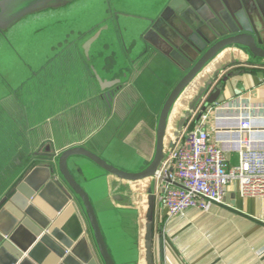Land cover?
<instances>
[{"label": "crops", "instance_id": "0c3cea01", "mask_svg": "<svg viewBox=\"0 0 264 264\" xmlns=\"http://www.w3.org/2000/svg\"><path fill=\"white\" fill-rule=\"evenodd\" d=\"M166 1L108 0L102 16L78 17L67 27L51 25L43 14L37 17L42 25L18 26L7 38L0 36V193L23 170L69 147L84 146L128 172L151 162L160 109L185 74L168 60H153V51L139 54L145 20ZM99 29L88 59L82 44ZM231 58L227 53L212 67ZM93 70L106 81L120 80L109 90L114 92L109 101ZM209 90L207 96L215 91L223 99L204 124L211 141L236 137L239 115L251 116L253 123L244 136L264 140V63H229ZM186 105L176 103L171 123ZM202 106L200 102L179 136L196 123ZM220 145L230 163H236L235 144ZM68 167L90 197L113 261L148 264L140 224L148 182L122 181L80 156L71 158ZM153 191V264H264V196H241L234 181L221 203L168 219L154 184Z\"/></svg>", "mask_w": 264, "mask_h": 264}, {"label": "water", "instance_id": "95a60500", "mask_svg": "<svg viewBox=\"0 0 264 264\" xmlns=\"http://www.w3.org/2000/svg\"><path fill=\"white\" fill-rule=\"evenodd\" d=\"M97 1L0 0V36L7 38L18 26L42 25L37 17L43 14L49 16L51 25L62 23L68 27L75 18L94 14L95 11L86 13L85 9ZM104 2L107 11L109 2ZM145 21L147 24L137 42L139 54H152L153 60L159 57L186 67L160 109L151 162L140 171L128 172L84 146H75L20 172L0 193V264H117L105 243L87 191L68 167L69 160L75 156L84 157L122 181L148 182L147 207L142 210L140 224L144 258L153 264L155 172L198 104L203 102V111L208 105L223 101L215 91L207 96L221 70L240 60L264 63V0H167ZM99 32L100 29L82 44L88 59ZM227 53H231L230 60L212 67ZM210 67L213 72L208 77ZM93 73L105 100L109 101L114 93L109 90L120 80L106 81L94 70ZM198 80L200 84L188 99L186 111L171 123L174 106ZM169 132L171 138L167 140Z\"/></svg>", "mask_w": 264, "mask_h": 264}, {"label": "built area", "instance_id": "2783aa9c", "mask_svg": "<svg viewBox=\"0 0 264 264\" xmlns=\"http://www.w3.org/2000/svg\"><path fill=\"white\" fill-rule=\"evenodd\" d=\"M201 111L196 123L188 127L172 146L153 177L167 218H181L190 208L207 210L212 202L221 203L231 182L239 184V194L264 196V140L245 135L253 127L251 116L235 117L234 138L209 139L204 124L211 108ZM235 144L237 162L232 164L220 143Z\"/></svg>", "mask_w": 264, "mask_h": 264}, {"label": "rangeland", "instance_id": "374dc122", "mask_svg": "<svg viewBox=\"0 0 264 264\" xmlns=\"http://www.w3.org/2000/svg\"><path fill=\"white\" fill-rule=\"evenodd\" d=\"M95 4V3H94ZM91 5L90 6V8H86L85 10H83V11H85L86 13H88V12H90V11H95V13H99V14H101V16H102V14H104V13H106L107 11H106V5H105V2H104V0H101V1H97L96 2V4L95 5ZM263 43V42H262ZM188 63V61L186 62V64ZM176 66V68L179 70V71H181V72H184V70H185V65L183 66V67H180V66H177V65H175Z\"/></svg>", "mask_w": 264, "mask_h": 264}, {"label": "bare ground", "instance_id": "6f19581e", "mask_svg": "<svg viewBox=\"0 0 264 264\" xmlns=\"http://www.w3.org/2000/svg\"><path fill=\"white\" fill-rule=\"evenodd\" d=\"M200 84L199 80L192 84L188 89L187 92L180 98L178 101V105H182L187 103V100L193 95L194 89Z\"/></svg>", "mask_w": 264, "mask_h": 264}]
</instances>
